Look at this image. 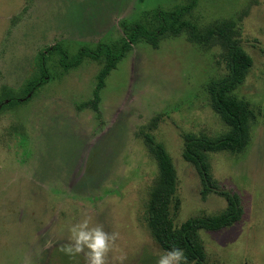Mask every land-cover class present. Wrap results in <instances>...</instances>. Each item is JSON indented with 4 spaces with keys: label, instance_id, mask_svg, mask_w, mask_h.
<instances>
[{
    "label": "rangeland",
    "instance_id": "374dc122",
    "mask_svg": "<svg viewBox=\"0 0 264 264\" xmlns=\"http://www.w3.org/2000/svg\"><path fill=\"white\" fill-rule=\"evenodd\" d=\"M184 0H0V97L18 92L37 74L44 52L46 81L0 112V264H84L63 246L69 227L86 216L113 235L105 264H156L166 251L149 223L159 181L150 140L163 146L174 168L168 217L222 212L226 199L203 192L193 164L182 157L184 135L216 137L228 126L212 109L207 84L227 75L223 49L184 33L152 47L132 44L97 90L103 61L82 55L122 35L120 23L141 12ZM191 20L203 29L232 21L251 65L232 94L255 108L246 144L208 152L219 189L236 194L240 218L201 229L202 264H264V0H198ZM186 264H199L187 260Z\"/></svg>",
    "mask_w": 264,
    "mask_h": 264
},
{
    "label": "trees",
    "instance_id": "16d2710c",
    "mask_svg": "<svg viewBox=\"0 0 264 264\" xmlns=\"http://www.w3.org/2000/svg\"><path fill=\"white\" fill-rule=\"evenodd\" d=\"M197 1L184 0L183 3L168 9L144 10L137 19L120 23L122 35L117 40L99 42L94 48L81 46L76 56L70 61H67L66 52L58 45L52 47L50 51L58 54V62L64 68L75 66L82 55L103 61V66L97 75L98 82L94 93L97 97V90L102 86L103 78L114 68L132 44L144 42L156 47L162 39L184 33L187 40L200 44H209L214 41L221 46L228 73L224 77L210 80L207 84V92L210 95L212 109L229 129L216 137L185 134L182 157L196 168L203 192L212 190L223 195L227 202L226 208L218 214L190 217L179 226H174L167 213L168 202L174 191V168L163 146L150 140L151 152L159 170V181L152 190L149 204L150 226L158 243L165 250L179 248L187 260L202 264L205 254L197 239L198 231L217 230L229 226L242 214L238 196L219 189L217 182L212 178L207 153L235 150L245 145L249 121L256 116V111L252 105L232 94V90L242 83L251 65L250 56L237 43L238 29L235 23L223 21L203 29L199 28L191 20ZM45 57L44 52L39 53L37 74L27 80L18 92L7 90L2 94L0 112L5 106L15 105L27 99L38 85L46 81Z\"/></svg>",
    "mask_w": 264,
    "mask_h": 264
},
{
    "label": "clouds",
    "instance_id": "9594fccd",
    "mask_svg": "<svg viewBox=\"0 0 264 264\" xmlns=\"http://www.w3.org/2000/svg\"><path fill=\"white\" fill-rule=\"evenodd\" d=\"M90 220L86 216L69 227L68 242L62 250L69 256L82 253L86 258L84 264H105V255L114 237L99 224L91 225ZM156 264H186V257L181 249L171 248L159 255Z\"/></svg>",
    "mask_w": 264,
    "mask_h": 264
}]
</instances>
